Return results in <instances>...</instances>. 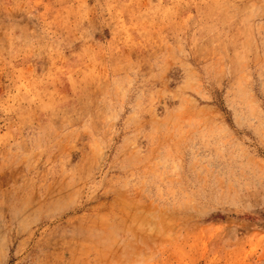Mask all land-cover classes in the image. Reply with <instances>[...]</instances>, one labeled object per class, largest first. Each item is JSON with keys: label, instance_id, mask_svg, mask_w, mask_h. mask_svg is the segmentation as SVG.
I'll list each match as a JSON object with an SVG mask.
<instances>
[{"label": "rangeland", "instance_id": "rangeland-1", "mask_svg": "<svg viewBox=\"0 0 264 264\" xmlns=\"http://www.w3.org/2000/svg\"><path fill=\"white\" fill-rule=\"evenodd\" d=\"M0 264H264V0H0Z\"/></svg>", "mask_w": 264, "mask_h": 264}]
</instances>
